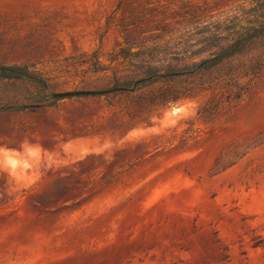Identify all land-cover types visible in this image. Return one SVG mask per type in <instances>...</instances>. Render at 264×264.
<instances>
[{"label": "rangeland", "instance_id": "1", "mask_svg": "<svg viewBox=\"0 0 264 264\" xmlns=\"http://www.w3.org/2000/svg\"><path fill=\"white\" fill-rule=\"evenodd\" d=\"M260 3L0 0V105H40L0 113V264H264V44L53 97L184 69ZM160 93L192 97L133 124Z\"/></svg>", "mask_w": 264, "mask_h": 264}, {"label": "trees", "instance_id": "2", "mask_svg": "<svg viewBox=\"0 0 264 264\" xmlns=\"http://www.w3.org/2000/svg\"><path fill=\"white\" fill-rule=\"evenodd\" d=\"M259 1L261 2L260 5H254L251 7V14L247 17V19L237 22L231 28L230 32L224 36L220 35L221 33H217L215 37L217 42L213 46V51L208 53V55L200 61L193 63L184 69L176 70L170 73H157V70H159L158 67L148 63L147 68L148 70H151L150 77L136 81L134 85L129 88L116 87L111 90L99 91L95 93H100L99 95H105L109 93L116 94L118 92H124V94L131 95L141 90V86H149L148 88H152V86L155 84L166 80H174L183 76H193L194 78L202 76L206 72L219 67V65L225 61L249 54L256 47L264 44V0ZM19 72L21 71L16 67H0V75L14 73L17 76ZM142 82H146V84H142ZM181 96L191 98L192 94L177 93L176 95H169V93H160L158 95H153L148 101L147 106L142 108V112H140L139 115L129 113L128 118L131 122H133V124L149 121L157 113V111L163 109L169 104H173L179 98H181ZM39 107L40 105L28 107H11L0 105V113L4 111H23L25 109H36Z\"/></svg>", "mask_w": 264, "mask_h": 264}, {"label": "water", "instance_id": "3", "mask_svg": "<svg viewBox=\"0 0 264 264\" xmlns=\"http://www.w3.org/2000/svg\"><path fill=\"white\" fill-rule=\"evenodd\" d=\"M95 94H100V93H95V92H88V91H79V92H66V93H56L53 95V97L55 98H59V99H64V98H69V97H75V96H92Z\"/></svg>", "mask_w": 264, "mask_h": 264}]
</instances>
